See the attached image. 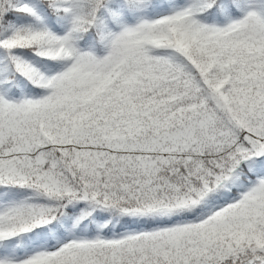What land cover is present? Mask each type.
Returning a JSON list of instances; mask_svg holds the SVG:
<instances>
[{
    "label": "snow or ice",
    "instance_id": "6c2138e0",
    "mask_svg": "<svg viewBox=\"0 0 264 264\" xmlns=\"http://www.w3.org/2000/svg\"><path fill=\"white\" fill-rule=\"evenodd\" d=\"M0 264H264V0H0Z\"/></svg>",
    "mask_w": 264,
    "mask_h": 264
}]
</instances>
